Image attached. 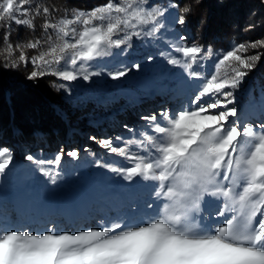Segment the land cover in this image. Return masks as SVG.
<instances>
[{
  "label": "snow or ice",
  "instance_id": "obj_1",
  "mask_svg": "<svg viewBox=\"0 0 264 264\" xmlns=\"http://www.w3.org/2000/svg\"><path fill=\"white\" fill-rule=\"evenodd\" d=\"M191 12L180 0H106L91 9L44 0L0 2L3 68L31 64L26 79L54 77L50 87L56 92L71 94L56 80L101 75L91 70V62L112 56L114 49L126 53L134 39L157 48V55L184 70L189 80L200 81L182 85L194 89L186 104L140 115L139 128L122 126L138 139L88 137L124 161L114 166L98 158L96 167L128 182L150 183L154 199L146 208L155 207V213L142 215L134 204L114 205L83 226L59 220L33 226L0 218V264H264V121L245 123L236 107V93L264 58V37L231 42L219 51L189 44L175 26L186 25ZM13 24L31 35L13 41ZM209 61L212 71L206 74L202 69ZM140 68L133 63L107 75L119 80ZM83 152L96 156L88 147ZM65 156L78 161L81 150L61 147L50 159L32 154L24 159L56 185ZM14 160L13 150L0 146V176ZM208 201L216 208L206 212Z\"/></svg>",
  "mask_w": 264,
  "mask_h": 264
},
{
  "label": "rangeland",
  "instance_id": "obj_2",
  "mask_svg": "<svg viewBox=\"0 0 264 264\" xmlns=\"http://www.w3.org/2000/svg\"><path fill=\"white\" fill-rule=\"evenodd\" d=\"M255 19V22L264 20L260 16ZM175 28L181 34L187 35L189 44L195 42L185 26L176 25ZM231 42L238 41L230 39L226 45L211 46L217 51L226 50ZM157 51V48L148 43L134 39L132 47L126 53L121 54V50L114 49L112 56L91 62V70L100 71L101 75L93 76L89 81L57 80V83H65L71 89L70 95L62 93L72 110L81 112L88 108L81 114L87 117V123L95 130H78L83 145L77 146L74 140L65 139L54 149L34 150L37 147L36 141L18 140L7 144V140H0V146H9L15 157L10 169L0 176V218L33 226L43 225L50 220L83 226L92 222V215L114 205L126 207L134 204L142 215L155 213V207L146 208L154 199L150 183L140 181L139 178L136 182H128L106 169L96 167L94 160L98 158L114 166H121L124 161L114 154H107L106 150L88 137L123 134L125 138L138 139L139 137H133L122 126L128 124L130 127L139 128L144 124L139 119L140 115L159 112L163 108L174 110L187 103L194 89L182 85L185 81L190 84H198L200 81L189 80L184 70L167 64L157 55ZM149 55L155 57L151 62L146 59ZM133 63H139L141 68L131 69L126 77L112 80L107 75L108 71L130 67ZM202 71L206 74L212 71L210 61ZM236 95L238 114L244 118L245 123L258 124L264 121V82L254 71L246 77L244 85ZM146 100L152 102L151 105L145 104ZM128 111L136 116L135 120L127 122L125 114ZM38 140L43 141L40 136ZM61 147L65 151L79 148L81 158L74 161L65 156L60 165L61 179L56 185H51L36 170V166L24 157L32 154L37 158L50 159ZM84 147L90 148L96 156L84 153ZM132 150L136 149L133 147ZM17 203L20 204L19 208ZM215 208L214 201L206 202V212Z\"/></svg>",
  "mask_w": 264,
  "mask_h": 264
},
{
  "label": "trees",
  "instance_id": "obj_3",
  "mask_svg": "<svg viewBox=\"0 0 264 264\" xmlns=\"http://www.w3.org/2000/svg\"><path fill=\"white\" fill-rule=\"evenodd\" d=\"M44 2L48 5L67 2L70 6L91 9L106 3V0ZM185 3L190 4L192 12L184 26L197 43L220 46L226 45L230 39L242 43L264 37V20L254 21L258 16L264 18V3L261 0H180L181 7ZM39 23L37 21V35L40 32ZM250 24L255 25L254 29L246 31ZM12 27L13 41L17 38L27 39L31 35L23 26L13 24ZM29 54L34 52L30 50ZM2 64L0 59V140H7V144L18 140L36 141L34 150L54 149L65 139L74 140L77 146L83 145L78 130H95L87 123V117L82 116L88 108L81 112L72 110L63 93L50 87L54 77L46 76L35 82L27 80L26 76L32 70L31 64L15 70L4 69ZM254 72L264 82V58ZM151 103L149 100L145 102L147 105ZM125 118L130 122L136 116L128 111ZM39 136L43 141L38 140Z\"/></svg>",
  "mask_w": 264,
  "mask_h": 264
},
{
  "label": "bare ground",
  "instance_id": "obj_4",
  "mask_svg": "<svg viewBox=\"0 0 264 264\" xmlns=\"http://www.w3.org/2000/svg\"><path fill=\"white\" fill-rule=\"evenodd\" d=\"M19 205H20V204L17 203V208H19Z\"/></svg>",
  "mask_w": 264,
  "mask_h": 264
}]
</instances>
